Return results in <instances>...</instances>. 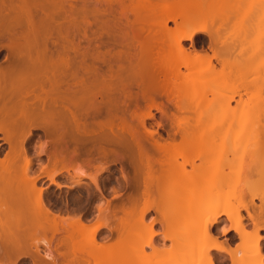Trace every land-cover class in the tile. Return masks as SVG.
I'll list each match as a JSON object with an SVG mask.
<instances>
[{"label": "bare ground", "instance_id": "obj_1", "mask_svg": "<svg viewBox=\"0 0 264 264\" xmlns=\"http://www.w3.org/2000/svg\"><path fill=\"white\" fill-rule=\"evenodd\" d=\"M111 1L117 2L119 8V17L113 22L106 19V15H110L109 3ZM128 1L133 7L125 5L124 0H0V51L5 50V53L0 56V134L2 135L0 137V201H5L3 209L8 217L5 216L9 226L12 224V217L14 218L13 225L10 227L6 226L4 221L1 222L6 227L4 228L1 224V228L4 229L0 231L2 263L5 260L7 264H177V253L183 250L196 264H216L217 255L213 252L226 255L230 264H264V235L260 233L264 231V215L261 217L264 208H262L263 213L255 212L257 206L254 205L253 197L246 202L240 198L239 206H236L243 209L245 215L241 214L238 208L233 211L234 205L232 206L228 200L224 199L225 197H222L225 191L219 202L215 201L206 208L201 204L202 196L207 189L206 182L213 184V186L209 185L211 191L217 192L228 186L229 182L225 184L227 186L224 185L225 179L229 180L233 177L229 189L234 187L231 183L237 179L236 176H239L238 172L242 169L239 164L246 161L245 156L253 150V147L256 149H254L255 152L261 153L262 150H257L258 146H250L247 142H242L254 131L249 132V135L243 132L245 123L241 115L239 119L241 116L242 122L238 117V123L235 121L240 127L237 126V129L234 126L237 130L233 129L234 121L231 116L236 113L237 109H239L237 111L239 114L244 107L243 103H238L243 105L242 109L237 104L238 106L233 110L229 105L234 95L238 94V87L230 86L237 91L234 92L235 90L232 91L229 88L232 92L230 94L228 90V95L227 91L225 94H223L224 91L220 94L219 92L222 91L220 87L218 88L219 85L216 86L220 78L225 79L222 81L225 83L227 82L226 77L230 79L231 73L237 70L240 73L241 68L239 67L242 62L238 61L240 56L237 55L239 57L236 63V56L234 58L232 55L234 64H237L235 68L239 66V69L233 72L234 64H230L233 63L232 57L230 63L227 57L232 54L236 46L237 49L240 48L245 40L252 41L249 27L243 24L248 27H245L246 31L245 28L243 30L245 33L248 32L247 34L241 32L245 34H243L244 38L243 36L241 38L246 37V39L242 44H238L239 46L235 43L236 36L232 33L233 31H230L231 37L228 39L229 41L234 40L235 45L232 41L229 45L228 39L225 40L221 36L222 41L219 40V31L212 32L215 29L212 24L210 25L213 29L210 31L205 25L206 19L201 20L202 13L207 12L208 16H214L213 19L212 16L207 17L208 21L209 19L213 21L216 17L218 21H222L219 22L221 26L224 21H227L226 16L231 15L232 19V15L237 17L236 13L228 12L227 4L224 6L221 3V1L225 3L224 0L220 2L205 0V2L215 1L214 3L222 4L219 6L214 4L211 7L209 5L201 7L202 5L196 2L198 0ZM100 3L107 6H101ZM218 7L222 12L226 9L225 16H223L224 13L222 15L218 13ZM235 8L238 9L236 6ZM247 8L249 10V7ZM239 9L242 11V7ZM248 13L242 12L241 14L246 17ZM128 14L131 19L127 17ZM121 16L124 22L121 21ZM236 17L230 22L238 20L237 23H232L236 25L240 19L239 25H241L245 17H237L238 19ZM89 18H92L91 22ZM94 26L95 30H93ZM88 33L91 35L89 36ZM95 33L98 34L97 37L94 36ZM215 33L219 34L217 35L219 37H216ZM260 33L264 35V32L260 31ZM104 35L106 39H103ZM205 37L208 39L207 50L211 52L209 55L202 45ZM248 43L250 46L251 42ZM217 45H220V48ZM228 45H234V47L230 48ZM113 46L117 50L111 53ZM232 48L234 50L229 51ZM259 49L257 48L256 51ZM245 58L248 61L246 55ZM212 60H215L217 64L220 63L222 68L216 70ZM200 62H207L204 71L195 68ZM98 65L106 66V69L99 70L96 68ZM113 65L116 66L115 69L111 68ZM182 68L186 72L182 71ZM205 76L208 77V81L210 79L211 83H216L214 80H218L215 84L217 88L213 86L212 89L216 92L218 89L217 94L219 93L217 97H215L216 93L215 96L212 94L213 101L204 99L206 105L204 101L201 102L207 94L205 92L204 95L203 88L204 86L211 88L213 84L210 85L209 82L204 81ZM237 76L235 78L239 79ZM201 77H204V84H209L204 85ZM132 88H136L137 92L131 93ZM204 89L209 92L208 88ZM189 95H196L197 100ZM187 97L188 99L194 98L193 101L191 100L194 106L190 107L193 104L189 102L190 112L196 109L192 113L193 116L195 112V115L197 114L196 118L191 119V121L194 120L193 124L189 119L193 116L188 117L190 123L187 118L185 120V117H176V114L179 115L178 112L182 110L188 112L190 109L184 103L190 100H186ZM163 98L165 102H162ZM141 101H144V104H141ZM168 104L173 108L171 113H169ZM230 108L232 110L229 111ZM227 110L228 112L234 111L232 114L228 113L231 115H228L230 119L227 117L228 125L226 117H223L227 114ZM153 111L165 116L170 126L180 132L182 142L177 144L178 147L173 145L175 138L163 143L153 139V132L148 129L146 123L147 120L154 118ZM133 121L139 125L140 132L135 130ZM225 127L232 128L235 130L234 133L233 130L228 133L230 130ZM181 129L187 131L182 132ZM36 131H39L45 139L39 145L36 154L45 156L46 163L41 164L38 171L31 175L30 168L33 160L29 157V150L31 142L37 135ZM243 135L245 137L240 138ZM259 135L258 138L262 140L263 134ZM239 138L244 144H239L241 148L238 145ZM255 138H250V140L256 142ZM261 140L260 144L263 145L260 147H263L264 139ZM237 141V147L234 148L236 145L234 143ZM181 144L184 151L181 150ZM227 144L231 145L229 147L231 154L233 149L240 148L241 150L249 145L250 147L247 146L246 149L249 152L244 156L245 159L242 157L244 152L242 150L238 152L241 155L238 159L240 162L232 157L233 154L230 157L231 160L228 159L226 155L229 151L225 148V146L228 147ZM3 145H7L5 153V150L1 148ZM204 148H207L205 150L207 152H203L205 154L203 158L208 157V160L206 159L207 161L200 165H193L191 172H186L184 165L188 164V161L192 164V161L198 157L201 161L202 155L199 152H202ZM191 150L193 153H190ZM164 154L168 162L176 154V157L179 155L183 157L187 154L192 156V159L188 156L183 157L185 164L177 165L175 157L174 160H170L171 166L166 167L158 161V157ZM259 155L254 153L247 156L250 158L247 159V164H264V160L263 162L258 161ZM122 161L128 163L119 164L122 183L127 189L126 195L112 208H110L109 201L105 207L99 206L97 208L99 218L91 225L89 220L82 217L80 213H76L75 216L61 215L44 196L45 188L48 186L67 189L79 186L83 182L78 174L90 178L95 189L102 196L96 176L90 177L79 165L75 167H70V165L83 162V165L93 167L96 164L92 163L98 162V172L102 173L109 172L113 163ZM21 162L24 164L21 168L22 176L16 179L15 172ZM223 162L228 168L234 164V168L229 169L231 172H228L231 178L227 177L228 173L223 172L226 166ZM154 164L160 167L156 168ZM235 165H239L236 166L238 169ZM126 168L130 170L129 173H125ZM69 170L74 171L78 179L71 181L68 185H62L57 181V177H65L62 172H66L69 178H73ZM256 170L263 173L264 165ZM159 171L166 172L164 175L166 180L156 179L155 174L160 173ZM187 179L190 181L185 185L188 186L186 191L191 188L190 193L192 194L189 195L187 192L188 195L186 194L185 197L181 182L187 183ZM46 181L49 185L43 187L41 183ZM103 183L106 182L103 181ZM234 183L236 184L237 180ZM231 190L234 193V189ZM154 192H157L156 196ZM180 193L184 200L186 198L187 201H192L184 202ZM192 195H195V202ZM187 196L190 197L189 200ZM170 197L174 201L170 200ZM163 198L165 201L168 200L167 205L171 201L170 209L174 207L172 209L177 215L176 230L170 234L167 232L162 234L161 241L172 242L169 248H165L164 245L153 246L152 240L158 233L152 229L153 224L146 226L143 222L146 213L151 210L158 211L159 202ZM182 200L184 204L180 202ZM261 204L264 203L261 201ZM139 206H141L138 212L140 216L137 214L136 218L132 214ZM159 206L164 208L162 203ZM224 206H229V209ZM85 209V204H83L81 212L84 213ZM103 211L105 214L102 213ZM258 211L261 210L258 209ZM118 212L121 216L117 215ZM13 214L17 217L15 218ZM103 214V218H100ZM186 217H194L195 222L185 225L183 220ZM221 217L230 223L228 227L221 229L222 235L232 232L234 238L239 241L233 248L228 247L229 243L226 241L223 244H227V247L218 243L217 237L211 231ZM35 219L34 225H36L29 228ZM114 220L117 221L111 226ZM245 220L252 226L251 229H247ZM127 222L129 225L132 222L131 227ZM125 226L130 228L139 226L146 229L148 234L146 245L152 249L150 255L144 252L142 245L121 244L124 232L128 228ZM104 229L108 231V235L97 238ZM38 230L42 235L40 242L29 241ZM77 237L80 239L77 240ZM194 238L197 244L193 247ZM119 239L122 240L119 241ZM206 242L209 244L202 246ZM114 255L116 258L111 260ZM186 262L185 260L183 264Z\"/></svg>", "mask_w": 264, "mask_h": 264}, {"label": "rangeland", "instance_id": "obj_2", "mask_svg": "<svg viewBox=\"0 0 264 264\" xmlns=\"http://www.w3.org/2000/svg\"><path fill=\"white\" fill-rule=\"evenodd\" d=\"M196 1V0H195ZM201 0H198V1H196V2H198V5H202L201 7H204L205 5L206 6H208L209 5V7H211L212 5L214 6V4L215 5H218L219 6V4H221V3H223V5L224 6H226V4H227V6H226V8H228L227 10H228V12H230V13H232V14H234V13H236L237 14V17H245V16H242V15H244V14H241L242 12L243 13H248V12H246V11H249L250 13H248V16H246L245 18H244V20H242L241 21V25H239V22H240V19H239V22H238V24H236V25H239L238 27H236V25H234L235 23H237V21L238 20H236V22L234 23V22H230V20H232L233 21V19H235L234 17H236V16H234V15H232L233 16V19H232V17H231V15H229V16H226L225 17V19L227 20V21H224L222 24L223 25H221L220 26V24H219V22H222L221 20H217L216 19V17H215V19L212 21L211 19H209V21H211L212 23H210L209 21H208V19H207V17L208 18H211V16H208V14H207V12L204 14V13H202L203 15H201V20L203 21L204 19H206V23H205V25H206V27L208 28V30L210 29V31H211V29H213V28H215L214 29V31H212L213 33L214 32H216V30H217V32L218 33H220V35L219 34H217V33H215V35H216V37H219L220 39L219 40H221L222 41V38H221V36L223 37V38H225V40H227L229 37H231L230 36V31H233L232 33H234V35L236 36V38L234 39L235 40V43H236V45H240V44H242V42L246 39V37H245V39H242V38H244V36H243V34L245 33V31H246V28H248V29H250V35H251V37L250 38H252L251 40L252 41H250V40H248V42H251L250 43V46H249V43L247 42V40H245L244 41V43L242 44V45H244V44H248V46H246L245 45V47H242V45H240L241 47L240 48H238L237 49V46L235 47V50L232 48L231 50H229V51H231L232 52V50H234L233 52H232V54L230 55L229 53V56L227 57V60H228V62L230 63L231 61H230V59H231V57H232V62L233 63H230L231 65L232 64H234V61H233V56L232 55H234V58H235V56H236V58H235V61H236V63L239 61V62H241L240 64H241V67H239V68H241V69H239L238 67L237 68H235L236 66H237V64L235 65H233L232 66V68H233V70H232V68H230L231 70H232V72L234 71V70H237V69H239V72L240 73H238V70L237 71H234V73L232 74H230L231 75V77H230V75H228L227 74V76L228 77H230V79H227V77H226V80H227V82H229V83H227V82H223L222 83V81H225V79H223V78H220V82H218V80H214V82H216V83H211L210 82V79H209V81L207 80L208 79V77H206L205 76V78H204V81L206 80L207 82H209L210 83V85H212V86H210L211 88H209V87H207V86H204V88H208V90H209V92H207L206 90L207 89H204L203 88V90H204V95H205V97L203 98V100H201V98H198L199 100H201V102L202 101H204V99H205V101H208V100H212L213 101V97L215 96V93H216V96L215 97H217V95L220 93V94H222L223 93V91H224V93L223 94H225V91H227V93L230 91V94H231V92L232 91H234L235 89H233L234 87H230V86H235V88L236 87H238L237 88V90H238V94L237 95H234V98H233V100L232 101H230V103H229V105L233 108V110H235V107H237L239 104L238 103H243L244 104V107H243V105L241 106V105H239L240 107H238V108H240V109H242V107H243V109L242 110H240V112H239V114L237 113V111L239 110V109H237V110H235L236 111V113H233L232 114V112H234V111H231V112H228V110H227V114L226 115H224L223 117L225 118V120H226V122L228 121V118L230 119V117L229 116H231V115H229V114H232V116H231V118H232V120L234 121V124H236V125H234L233 124V127L234 126H239V124H237L238 122H237V117H238V119H239V115H241L242 116V118L244 119V131L243 132H246L248 135H249V132H251V131H256V133L254 134V132H253V134L252 135H249V136H247V138L249 137V139H247V138H244L245 136L243 135V137H240V138H244L243 139V141H242V139H240L239 140V143H238V141L236 142V143H234V144H236V145H234V148L235 147H237V143H238V145L240 144H242L240 141H242V142H247V144H249L250 146H253V145H255L256 147L258 146V147H260L261 145H263V144H260L261 142H260V137L258 138V135L259 134H263V137H264V35L263 34H261L260 33V31L261 32H264V0H224L225 1V3L223 2V1H221V3H219V4H217V3H214L215 1H210V2H205V0H202L203 2H200ZM124 2H125V4L127 5V6H130L131 5V7H133L132 6V3H129L128 2V0H124ZM218 2H220V0H218ZM193 3H194V1H193ZM222 5V4H221ZM221 5H220V8H221ZM230 5H232V7L230 6ZM234 5V6H233ZM195 6H197L196 4H195ZM205 6V7H206ZM223 6V7H224ZM235 6L236 7H238V9H239V7H242V11L239 9V11H238V9H236L235 8ZM243 6H246V7H243ZM255 8H254V7ZM247 7H249V10H248V8ZM251 7H253V9H251V11L253 12H251L250 11V8ZM215 8V7H214ZM219 8V7H218ZM220 8H219V10H217L218 11V13L220 14V15H222L223 13H224V15L223 16H225L226 14H225V11H226V9H225V11H224V8H223V11L224 12H222L221 10H220ZM133 9V8H132ZM202 9V8H201ZM206 9V8H205ZM208 9V8H207ZM215 9H217V7L215 8ZM214 9V10H215ZM203 10V9H202ZM117 11H119V8L117 7ZM238 12H241V13H239L238 14ZM141 13V12H140ZM211 13V12H210ZM227 13V12H226ZM229 13V14H230ZM117 14H118V12H117ZM210 15V14H209ZM213 15H214V13H213ZM107 17H106V19H109V14H107L106 15ZM130 17V15H127V17ZM206 16V17H205ZM118 17H119V15H118ZM213 17L214 16H212V19H213ZM217 17H218V15H217ZM236 17V18H237ZM131 18V17H130ZM230 18V19H229ZM221 19V18H220ZM224 19V18H223ZM224 19V20H225ZM238 19V18H237ZM90 22L92 21V18H89L88 19ZM200 20V21H201ZM121 21H123L124 22V18L121 16ZM208 22V23H207ZM232 23H234L233 25H232ZM210 24H212V26H213V28H211L212 26L210 25ZM216 24H218L219 26H217ZM247 25L248 27H246V26H244V25ZM208 25H209V27H208ZM217 26V28H220V29H217L216 28V26ZM170 26H172V24H170ZM225 26H227V27H225ZM244 26V27H243ZM246 27V28H245ZM237 28V29H236ZM245 28V31L243 30ZM241 32H244V33H241ZM248 32V31H247ZM247 32L245 33V34H247ZM231 33V34H232ZM244 34V35H245ZM217 35H219V36H217ZM234 36V37H235ZM241 36H243L242 38H241ZM246 36H248V35H246ZM240 37V38H239ZM238 38L240 39L239 41H238ZM230 39V38H229ZM229 39H228V41H229ZM241 39H242V41H241ZM225 40H223V41H225ZM233 40V41H234ZM230 41H232V40H230ZM229 41V42H230ZM232 41V42H233ZM240 42V43H239ZM203 43L204 44H202L203 46H204V49H208V39L205 37V39L203 40ZM222 43H225V42H222ZM234 43V42H233ZM232 43V44H233ZM235 43H234V45H235ZM188 44V43H187ZM227 44V43H226ZM229 45L231 44V42L230 43H228ZM223 46H224V44H222ZM228 45V46H229ZM234 45L233 46H229L230 48L231 47H234ZM238 45V46H239ZM218 47L220 46V45H217ZM223 46H222V48H223ZM226 46V45H225ZM228 47V48H229ZM220 48V47H219ZM226 48H227V46H226ZM257 48H260L259 49V51L257 50L256 51V49ZM225 49V48H224ZM237 49V50H236ZM242 51V52H241ZM207 52V54L209 55V54H211V52H210V50H207L206 51ZM5 53V50H1L0 51V56H2L3 54ZM239 53V54H238ZM242 53V54H241ZM248 54V55H247ZM237 55H239V56H237ZM245 55L247 56V58H248V61H246V58H245ZM242 56V57H241ZM237 57H239V59H238V61H237ZM241 58V59H240ZM205 61V60H204ZM213 62V64H214V68L216 69V70H219L220 69V63L219 64H217V63H215L214 61L215 60H212ZM246 61V62H245ZM244 62V63H243ZM243 64V65H242ZM199 65V66H198ZM206 65H207V62H200V63H198L197 64V66L195 67L196 68V70L198 69L199 71H204L205 70V67H206ZM205 66V67H204ZM228 66H229V64H228ZM198 67V68H197ZM230 67V66H229ZM193 68H194V66H193ZM200 68V69H199ZM222 68V67H221ZM226 68H227V66H226ZM182 71H184V72H186V70H184L183 68L181 69ZM230 70V71H231ZM236 72V73H235ZM244 73V74H243ZM241 74H243L242 76H241ZM233 75V76H232ZM238 75V76H237ZM237 76V78L239 77V79H236L235 77ZM202 78V77H201ZM203 78H202V83H203ZM210 78V77H209ZM234 78V79H233ZM201 80V79H200ZM238 80V81H237ZM217 82H218V84H217ZM232 82V83H231ZM206 83V82H205ZM208 83V84H209ZM222 85H221V84ZM227 83V84H226ZM204 84V83H203ZM207 84V83H206ZM206 84H204V85H206ZM207 84V85H208ZM215 84H217L216 86H218V88L219 89H221V91L222 92H219L218 94H217V92H218V89H217V92L214 90V89H212L213 88V86L214 87H216L215 86ZM232 84V85H231ZM199 85V84H198ZM224 85V86H223ZM229 85V86H228ZM201 87H202V85H200ZM222 86H223V88L224 89H226V90H224L223 88H222ZM226 87V88H225ZM217 88V87H216ZM215 88V89H216ZM228 88V89H227ZM229 88L230 89H232V91L231 90H229ZM256 88V89H255ZM254 89H255V91H254ZM259 89V90H258ZM214 91V93L212 92V91ZM229 90V91H228ZM237 90H235L234 92H236ZM131 91H137V89L136 88H132L131 89ZM199 91H202V90H199ZM220 91V90H219ZM206 92V93H205ZM197 93V92H196ZM192 94V93H191ZM195 94V93H194ZM200 94V93H199ZM202 94V93H201ZM214 96H213V95ZM236 94V93H235ZM186 95H187V93H186ZM203 95V94H202ZM228 95H229V93H228ZM195 97L196 95H189V97ZM186 97V96H185ZM198 97V96H197ZM196 98V97H195ZM190 99V98H189ZM188 99V97L186 98V100H189ZM193 99L194 98H191L187 103L186 102H184L186 105H188V107H189V102L190 103H192V101H193ZM185 100V98H184V101H186ZM192 100V101H191ZM196 100H197V98H196ZM198 100V101H199ZM197 101V102H198ZM205 101L203 102V103H205ZM240 101V102H239ZM196 101H194V103H195ZM200 102V101H199ZM209 103V102H208ZM193 104V103H192ZM198 104V103H197ZM201 104V103H200ZM238 104V105H237ZM205 105H206V103H205ZM192 106H194V104L193 105H190V107H192ZM198 106H199V104H198ZM229 106V107H230ZM189 107V108H190ZM169 108L171 109V111L173 110L172 109V107L171 106H169ZM197 108V107H196ZM194 110H196V109H193V111ZM230 110H232L231 108L229 109V111ZM191 111V108L188 110V112H186V110H185V112H183V110H182V112H178L179 113V115L177 116V114H176V117H185V120H186V118H187V120H188V117H192L193 116V111L192 112H190ZM153 113H154V115H155V118L153 119V120H147V126H148V128L150 129V130H156L157 129V127H156V123L158 122V121H162V122H167V124H168V121L165 119V118H163L162 117V119L160 118L161 117V115L159 114V113H156V112H154L153 111ZM196 113V112H195ZM195 113H194V116L192 117V118H189L190 119V121H191V119H193V118H196L197 117V114L195 115ZM198 113V112H197ZM229 113V114H228ZM229 115V116H228ZM241 116H240V119H242L241 118ZM228 117V118H227ZM233 117H236V118H233ZM181 119V118H180ZM184 119V118H183ZM182 119V120H183ZM236 119V120H235ZM239 119V120H240ZM225 120H223V121H225ZM249 120V121H248ZM259 120V121H258ZM263 120V121H262ZM190 121L188 120V122L190 123ZM192 121H194V120H192ZM192 121H191V124H193L192 123ZM230 121V120H229ZM235 121L237 122V123H235ZM241 122H242V120H240ZM239 121V123H241ZM231 122V121H230ZM228 123L229 122H227V125H228ZM133 124L135 125V130L137 131V132H140V127H139V125L136 123V121H133ZM225 124V123H224ZM231 125H232V123H230ZM169 125V124H168ZM226 125V124H225ZM227 125H226V127H227ZM181 126H183V125H181ZM225 127V128H226ZM236 127H234L233 129H236ZM240 127V126H239ZM161 127H159L158 129H160ZM229 128V127H228ZM228 128H226V129H228ZM157 129V130H158ZM232 128H230V129H228V130H230V132L228 131V133H231V131L233 130ZM237 129H238V127H237ZM236 129V130H237ZM243 130V129H242ZM180 131H182V132H186L185 130H183V129H181ZM234 131L235 130H233L232 132L234 133ZM241 131V130H240ZM242 132V133H243ZM236 133H238L239 134V132H237L236 131ZM252 133V132H251ZM35 134H37L36 136H35V138H34V140L31 142V144H30V150H29V157H31L32 158V160H33V164H32V166H31V168H30V174L31 175H33V174H35V172H37L38 171V168L40 167V165L41 164H45L46 163V158H45V156H38L37 154H36V152H37V150H38V148H39V145L45 140L44 139V137H43V135L39 132V131H36L35 132ZM239 135H241V134H239ZM2 135L0 134V137H1ZM259 136H262V135H259ZM229 137V136H228ZM256 137V138H255ZM250 138H255V140H256V142H254V141H252V139L250 140ZM257 138H258V140H257ZM262 138V137H261ZM264 138H262V140H263ZM175 142H174V144L173 145H176L177 147H178V145L177 144H179V143H181L182 141H181V136L180 137H176L175 139ZM261 140V141H262ZM229 143V142H228ZM255 143H257V144H255ZM185 144V143H184ZM191 145V144H190ZM228 145V147L227 146H225V148H228L227 150L229 151V153L227 152V154L228 155H226L227 156V158L228 159H230V157L232 156V154L234 155V156H232V157H234L235 158V160H238L239 159V156H241L240 154H238V152L239 151H241L242 150V152H243V156L242 157H244L246 154H247V152H249V151H246V149H247V146H249V145H247L246 146V148H242L241 150H240V148H241V146H240V148L238 149V148H236L237 149V151H235L236 149H233V147H232V151L234 152H232V154L230 153L231 151H230V149H229V147L231 146L230 144H227ZM232 145V146H233ZM242 145H244V144H242ZM181 146V148H182V144L180 145ZM184 146V145H183ZM185 146H186V144H185ZM184 146V147H185ZM201 146V148H202V145H200ZM249 146V147H250ZM192 147V146H191ZM196 148H199L198 146H195ZM204 147V146H203ZM243 147V146H242ZM248 147V149H252V148H249ZM257 147V150H261L260 152L261 153H259V152H255V148L253 147V152L251 151V152H249L248 153V155H246L245 157L247 158V159H250V158H248L247 156H251V155H253L254 153H258V154H260L259 156H260V159H258V161L260 160V162H263V160H264V146L263 147H260V149ZM1 148H3L5 151H4V153L7 151V145H3ZM185 148H189V147H185ZM177 149V148H176ZM175 149V150H176ZM207 149V148H206ZM205 148H204V150L202 151V152H199L201 155H202V157H201V161L199 160V157L197 158V159H194L192 162L194 163H192V164H190L191 162L190 161H188L189 163L188 164H185V162H183V161H185V160H183V157H186V156H188L187 154L189 153H187V152H182V153H187L186 155H183V157H181L180 155L179 156H177L176 157V155H175V157H176V164L178 165H180L181 163L183 164H185L184 165V167H185V171L186 172H191V170H192V166L194 165V166H196V165H200L202 162H205V161H207L208 159V157L206 158V159H204L203 158V155H205V154H203V152H205V150H206ZM174 150V151H175ZM178 151H179V149H177ZM182 151H184L183 150V148L181 149ZM188 150V149H187ZM197 150V149H196ZM202 150V149H201ZM190 151V150H189ZM195 151V150H194ZM198 152V151H197ZM196 152V153H197ZM207 152V151H206ZM205 152V153H206ZM237 152V153H236ZM3 153V154H4ZM172 153V152H171ZM176 153V152H175ZM180 153V152H179ZM190 153H193V151L191 150V152ZM236 153V154H235ZM240 153V152H239ZM166 154H164V155H160L159 157H158V161L161 163H163L166 167H167V165L168 166H171V162H170V160L172 161V160H174L175 159V157L173 156V159H170L169 160V162H168V160H167V156H165ZM168 155V154H167ZM198 154H196V156H197ZM224 155V156H225ZM225 156V157H226ZM189 158H191L192 156H188ZM245 157L243 158V159H245ZM169 158V157H168ZM226 158V160H225V162L227 163L228 162V159ZM187 159V158H186ZM192 159V158H191ZM225 159V158H224ZM246 159V161H243V163L244 162H246V163H240L239 165H240V167L242 168L241 169V172H238V175L239 176H236L235 178H237V179H234V182H236V180H237V183L235 184L234 182L233 183H231V185L233 184L234 185V187H236V188H234V187H232L233 189H234V193H232L233 192V190H231L232 188L230 187V189H229V184H230V182H231V180L233 179V177L231 178L230 177V174L228 173L230 170L229 169H232V168H234V164H233V162H232V166H230L231 168H228L227 167V164L225 163V162H223V164H225L226 166L224 167V169H223V172H225V173H228L229 174V176H227V177H230L231 179H229V180H227V179H225V183H224V185L225 184H227L228 182H229V184H227V185H225V186H227L226 188H227V190H226V188L224 187V185H223V189L224 190H217V192H214V191H211L210 190V186H213V184H210V183H208V182H206L205 183V186H207V189H206V191H205V193L203 194V196H202V202H201V204H202V206L204 207V208H206V207H209L212 203H214L215 201L216 202H219V200H220V198H221V196H222V193H224V191H225V193L223 194V196L222 197H225L224 199L227 201L228 200V202H230V204H232V206L234 205V209L233 208H231V209H233V211H235L237 208L238 209H240V213L241 214H243V215H245V211L243 210V209H241L240 207H236V206H239V203H240V198H242V200L244 201V202H246L250 197H253V202H254V205H255V207L257 206V208H258V206L260 207V208H258V209H260L261 211H258V209L256 208V210H255V212H260V213H263L264 211V209L262 210V208H264V204L262 205L261 204V201H262V203H264V172L263 173H261V172H258V170H256V168H258L259 167V169L264 165V164H247L248 163V160ZM190 160V159H189ZM231 160V159H230ZM229 160V161H230ZM241 160H242V158H241ZM175 161H173V162H175ZM239 162H240V160H238ZM159 162H156V163H159ZM230 163V162H229ZM234 163L236 164V162L234 161ZM84 163L83 162H78V164H71L70 165V167H75L76 165H79L81 168H83V170L90 176V177H93V176H96L97 177V181H98V185H99V187H100V189H101V192H102V196H100V194H99V192L95 189V186L93 185V183L91 182V180H90V178H87V177H85L84 175H80V174H78V176H80L79 178H80V180H81V182H83V183H81L79 186H77V187H75L74 189H67V188H65V187H60V188H56L55 186H48L49 185V182L48 181H46V182H44V183H41V185H43V187H46V186H48L47 188H45V193H44V196L45 197H47L49 200H50V203L53 205V208L55 209V211H59V213L61 214V215H63V216H66V215H70V216H75L76 215V213H80L81 215H82V217H85L86 219H88L89 220V224L91 225V224H93L98 218H99V213H98V207L99 206H101V207H105L106 206V203H107V201H109L110 202V208H112L113 207V205L114 204H116V203H119L124 197H125V195H126V192H127V189H126V187H125V184L124 183H122V182H120V181H122L123 179H122V175H121V173H120V171H119V167H120V165L119 164H128L127 162H125V161H122V162H115V163H113L110 167H111V171L113 172L112 173V175H110L109 176V174H108V172H102V173H99L98 172V167H99V163L98 162H93L92 164H96L95 166H93V167H89L88 165H83ZM172 164H174V163H172ZM175 164V165H176ZM19 166L17 167V170H16V172H15V178L16 179H19V176H22V171H21V168L23 167V162H21V164H18ZM155 165V167L156 168H158V166L160 167V165H158V164H154ZM229 165H231V164H229ZM239 165H235V168H236V166H239ZM239 167V168H240ZM252 168L251 169V171L249 172V170H250V168ZM236 169H238V168H236ZM235 170V169H234ZM234 170H232V171H234ZM237 171H240V170H237ZM160 172V171H159ZM231 172V171H230ZM75 172L74 171H72V170H69V174L71 175V176H73V178H69V175L66 173V172H62V175H65V177H61V176H58L57 177V181L58 182H60L62 185H68V184H70V182L71 181H74V180H76V179H78L76 176H75V174H74ZM240 173V174H239ZM166 174V172H160V173H157V174H155L156 175V179L157 180H166V178H165V175ZM232 175V174H231ZM234 175V174H233ZM232 175V176H233ZM67 176V177H66ZM107 178V179H106ZM168 178V177H167ZM189 179V178H188ZM187 179V183L185 182V183H183V182H181L182 183V187L184 188V195H185V197H186V194H187V192L189 193V195L190 194H192V193H190L191 192V188H189L188 189V191H186V188L188 187V186H185V185H187V184H189V181L190 180H188ZM169 180V179H168ZM184 180V179H183ZM99 181H101V183H99ZM103 181L104 182H106V183H103ZM227 181V182H226ZM210 182V181H209ZM207 184V185H206ZM210 185V186H209ZM190 187V186H189ZM182 188V189H183ZM227 191V192H226ZM176 192V191H175ZM183 193V192H182ZM182 193H180L181 195H182ZM155 196L157 195V192H154L153 193ZM228 194V195H227ZM233 194V195H232ZM177 195H179V194H177ZM188 195V194H187ZM232 195V196H231ZM180 196V195H179ZM193 196V195H192ZM195 196V195H194ZM193 196V197H194ZM228 196V197H227ZM83 197H84V199H83ZM175 197H176V193H175ZM174 197V198H175ZM178 197V196H177ZM182 198H183V195L181 196ZM189 196H187V198H188ZM193 197H192V199H193ZM229 197H232V198H229ZM165 198V197H164ZM162 199L159 203L161 204L162 203V205L164 206V208H160V204L158 205V211H153V210H151V211H149L148 213H146V215L144 216V220H143V222L146 224V226L147 225H150V224H153L152 225V229L154 230V232H157L158 234L155 236V238H153V246H155V247H160V246H163L164 245V247L165 248H169V247H171L172 246V242H169V241H166V242H163V241H161L162 240V234L163 233H165V232H167V233H173L175 230H176V228H177V226H176V218H177V215H176V213H175V211H174V209H172V208H174V207H172L171 209H170V207L172 206V204H171V201L168 203V205H167V201H165V199ZM169 198V197H168ZM171 199L170 200H173L174 201V199L172 198V197H170ZM195 198V197H194ZM167 199V198H166ZM178 199V198H177ZM190 199V197L188 198V200ZM178 200H180V199H178ZM177 200V201H178ZM183 200H184V198H183ZM183 200L182 201H180V202H182V204H184V202H186L187 200H186V198H185V200H184V202H183ZM241 200V201H242ZM176 201V202H177ZM190 201H192V200H190ZM190 201H187L188 203H190ZM196 201V198L194 199V202ZM0 202H2V203H0V204H2V206L0 207V231H1V229H3V228H1V226L3 225V227H4V225L5 224H2L3 223V221L6 223V226H8V227H10L11 225H13V222H14V218L12 217L13 215H15V214H13L11 217H12V219H13V221H11L12 222V224H10V226L8 225L9 224V222H8V220L6 219V215L4 214L5 213V210L3 209L4 207H5V201H0ZM83 202H85V203H83ZM179 202V201H178ZM177 202V203H178ZM186 202V203H187ZM225 202V201H224ZM223 202V203H224ZM173 203H175V202H173ZM177 203H176V205H177ZM185 203V204H186ZM191 203H193V202H191ZM223 203H222V205H223ZM226 203V202H225ZM83 204H85V211H83L84 213H82L81 212V210H82V205ZM170 204V205H169ZM179 204V203H178ZM181 204V203H180ZM227 204V203H226ZM262 206H261V205ZM175 204H173V206H174ZM225 205V204H224ZM167 206V207H166ZM231 206V205H230ZM140 207L141 206H139V208H137L134 212H133V216H136V218L138 217V215H139V209H140ZM169 207V208H168ZM225 208H227V209H229V206H224ZM255 207H254V209H255ZM167 208L169 209V210H167ZM161 210H163L162 212H161ZM172 210V211H171ZM170 211V212H169ZM263 211V212H262ZM68 212V213H67ZM102 213H104L105 214V211H103ZM104 214L103 215H100V218H103V216H104ZM138 214V215H137ZM11 215V214H10ZM117 215H120V213L118 212L117 213ZM131 215V216H132ZM264 215V213L261 215V217ZM6 216V217H5ZM102 216V217H101ZM121 216V215H120ZM119 216V217H120ZM140 216V215H139ZM15 218L17 217L16 215L14 216ZM8 218V217H7ZM134 218V217H133ZM263 218H264V216H263ZM11 220V219H10ZM40 221H42L41 219H39ZM99 220H102V219H99ZM127 220H129L128 218H127ZM154 220H156L155 222H151V221H154ZM35 221H36V219L33 221V223H31L30 225H29V228H31L33 225H34V223H35ZM39 221V222H40ZM117 221V220H116ZM115 220L114 221H112V224H110L111 226L112 225H115V224H113V222L115 223L116 222ZM129 221H131V220H129ZM136 221V220H135ZM2 222V223H1ZM134 222V221H133ZM195 222V218L194 217H186L185 218V220H183V223L185 224V225H189V224H191V223H194ZM123 223H125L124 221H123ZM131 224H132V222H130ZM245 223H247V229H251L252 228V226L250 225V224H248V222L245 220ZM2 224V225H1ZM38 224V223H37ZM42 224H43V222H42ZM119 224V223H118ZM126 224V223H125ZM127 224H128V222H127ZM130 224V225H131ZM229 222L224 218V217H221L219 220H218V222H217V224L214 226V227H212L211 228V231L213 232V234L217 237V241H218V243H221V244H223L225 241L227 242V243H229V245H228V247H235L238 243H239V241H238V239L237 238H234V234L232 233V232H230V233H228V234H226V235H222V233H221V229L224 227H228L229 226ZM36 225V224H35ZM34 225V226H35ZM129 225V224H128ZM129 225V226H130ZM133 225H135V224H133ZM40 226V225H39ZM121 226V225H120ZM13 227V226H12ZM122 227H123V225H122ZM122 227H121V229H122ZM126 227H128V226H125V228ZM131 227V226H130ZM130 227H128V228H126V231L124 232L125 234H124V237H123V241L121 242V244H125V245H127V246H129V245H132V244H136V245H142L143 246V248H144V252L146 253V254H151L152 253V249L149 247V246H147L146 245V241H147V238H148V234H147V231H146V229H144V228H141V227H132V228H130ZM4 228H6V227H4ZM34 228V227H33ZM33 228H32V230H33ZM35 228H37V226L35 227ZM124 228V227H123ZM4 230V229H3ZM2 230V231H3ZM37 230V229H36ZM120 232H122V231H120ZM35 233H37V234H33L31 237H30V239H29V241H31V242H40V240L42 239V235L41 234H39V230H38V232H36L35 231ZM123 233V232H122ZM121 233V234H122ZM261 233V235H264V231H261L260 232ZM108 235V231L107 230H102L100 233H99V235H98V237L97 238H99L100 239V237H105V236H107ZM114 237V236H113ZM121 237H122V235H121ZM120 237V238H121ZM230 238V239H229ZM80 239V237H77V240H79ZM122 240V239H121ZM120 239H119V241H121ZM119 241H117V242H119ZM163 242V243H162ZM115 243V242H114ZM162 243V244H161ZM40 244V243H39ZM195 244H197V240L194 238L193 239V247H194V245ZM209 244V242H206V243H203L202 244V246H207ZM263 244H264V240H263ZM223 246H225V247H227V244H223ZM41 249H42V246H41ZM213 254H215V255H217V259L215 260V263L216 264H230V262H229V260H228V257L226 256V255H224V254H218V253H215V252H213ZM177 264H183L184 263V261L186 260L187 262H186V264H196V262L193 260V259H189L190 257H188L184 252H183V250H180V252L179 253H177ZM116 258V256L114 255V256H112L111 257V260H114ZM2 260V261H1ZM3 262V259H1L0 258V264H7L6 262H5V260H4V263H2ZM19 264H25V263H19Z\"/></svg>", "mask_w": 264, "mask_h": 264}, {"label": "flooded vegetation", "instance_id": "obj_3", "mask_svg": "<svg viewBox=\"0 0 264 264\" xmlns=\"http://www.w3.org/2000/svg\"><path fill=\"white\" fill-rule=\"evenodd\" d=\"M129 2V1H128ZM101 4V6H107L106 4H104V3H100ZM126 5V4H125ZM109 6H110V9H111V11H110V16H109V19H110V22H113L114 20H116L117 18H118V14H117V7H118V4H117V2H114V1H111L110 3H109ZM129 15V14H128ZM131 17V16H130ZM129 16H128V18L129 19H131ZM93 30H95V26L93 27ZM116 30V29H115ZM88 35L90 36L91 34L90 33H88ZM94 36L95 37H97L98 36V34L97 33H95L94 34ZM107 37L104 35V37H103V39H106ZM117 50V48L115 47V46H113L112 48H111V53H113V52H115ZM96 68L97 69H99V70H105L106 69V66H101V65H98V66H96ZM112 69H115L116 68V66L115 65H113L112 67H111ZM137 91H131V93H136ZM126 101H127V99H126ZM162 102H165V99L163 98L162 99ZM141 104H144V101H141ZM169 106H171L170 104H168L167 105V107H168V110L170 111L169 113H171V109L169 108ZM172 107V106H171ZM173 109V108H172ZM173 111V110H172ZM156 113H159V112H156ZM168 113V114H169ZM160 114V113H159ZM161 115V114H160ZM162 117L163 118H165L166 119V117L165 116H163V115H161V119H162ZM154 118H155V115H154ZM153 118V119H154ZM153 119H151V120H153ZM167 120V119H166ZM168 121V124H167V122H162V121H158L157 123H156V127H157V129L159 128V127H161L160 129H156V130H150L149 128V130L150 131H152L153 132V139L154 140H157V141H159V142H169L171 139H173V138H176L177 136L178 137H180V132L179 131H177L176 129H174V128H172L171 126H170V122H169V120H167ZM119 171H120V173H121V170H120V167H119ZM129 173L130 172V170L128 169V168H126L125 169V173ZM112 171H111V167H110V170H109V172H108V174H109V176L110 175H112ZM120 182H123V180L122 181H120Z\"/></svg>", "mask_w": 264, "mask_h": 264}]
</instances>
